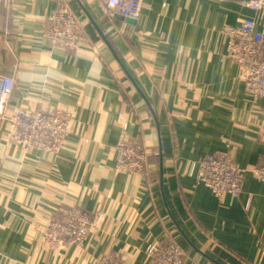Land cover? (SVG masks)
I'll use <instances>...</instances> for the list:
<instances>
[{"label": "crops", "instance_id": "1", "mask_svg": "<svg viewBox=\"0 0 264 264\" xmlns=\"http://www.w3.org/2000/svg\"><path fill=\"white\" fill-rule=\"evenodd\" d=\"M68 7L82 25L74 49L44 35ZM264 6L240 0H143L136 19L104 0H0V74L13 79L6 115L58 108L71 132L57 152L26 147L0 120V264H93L115 256L148 264L172 227L184 264H264V98L228 56L226 29ZM147 150L142 173L115 168V145ZM226 150L242 168L236 197H216L190 175L193 161ZM252 202L245 203L248 194ZM96 216L60 250L42 237L59 207Z\"/></svg>", "mask_w": 264, "mask_h": 264}, {"label": "built area", "instance_id": "2", "mask_svg": "<svg viewBox=\"0 0 264 264\" xmlns=\"http://www.w3.org/2000/svg\"><path fill=\"white\" fill-rule=\"evenodd\" d=\"M242 5L257 11L264 0H240ZM143 0H104L107 8L122 17L136 19ZM50 27L44 35L53 43L74 49L81 36L82 25L77 16L66 6H61L47 16ZM228 56L241 67L246 87L254 98H264V27L255 28L253 17L243 18L238 24L229 25ZM13 88V79L0 74V120L9 126V136L26 147H36L48 152H57L71 130V119L58 108L19 110L6 115V105ZM115 168L118 171L142 173L147 159V150L129 138L115 145ZM264 184V164L253 169ZM190 175L195 183L206 185L211 193L221 198L224 194L236 197L241 190L242 168L226 150L216 149L193 161ZM248 194L245 208L252 202ZM96 216L86 208L72 206L62 208L61 215L47 224L44 235L51 248H62L67 238L82 241L96 221ZM179 231L172 227L165 238L154 243L148 250V264H184V253L177 241ZM49 237V238H48ZM93 264H121L115 256H102Z\"/></svg>", "mask_w": 264, "mask_h": 264}, {"label": "rangeland", "instance_id": "3", "mask_svg": "<svg viewBox=\"0 0 264 264\" xmlns=\"http://www.w3.org/2000/svg\"><path fill=\"white\" fill-rule=\"evenodd\" d=\"M71 127H72V126H71ZM70 132H71V130H70ZM62 208H66V207H59V208L55 211V213L49 217V219H48L46 225L44 226V228H43V230H42V237H43V239H44V242L46 243V245H47L50 249H53V250H55V251L60 250V248H56V249L51 248V245H49V243H48L47 240H46V236L44 235V230H45L47 224L50 223V222L53 220L54 217H58V216L61 215V210H62ZM48 238H49V237H48Z\"/></svg>", "mask_w": 264, "mask_h": 264}, {"label": "water", "instance_id": "4", "mask_svg": "<svg viewBox=\"0 0 264 264\" xmlns=\"http://www.w3.org/2000/svg\"><path fill=\"white\" fill-rule=\"evenodd\" d=\"M131 19V18H130Z\"/></svg>", "mask_w": 264, "mask_h": 264}]
</instances>
